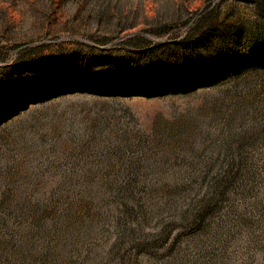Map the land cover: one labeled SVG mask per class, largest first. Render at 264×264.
I'll return each mask as SVG.
<instances>
[{
    "label": "rangeland",
    "instance_id": "rangeland-1",
    "mask_svg": "<svg viewBox=\"0 0 264 264\" xmlns=\"http://www.w3.org/2000/svg\"><path fill=\"white\" fill-rule=\"evenodd\" d=\"M262 34L264 0H0V264H264Z\"/></svg>",
    "mask_w": 264,
    "mask_h": 264
},
{
    "label": "trees",
    "instance_id": "trees-1",
    "mask_svg": "<svg viewBox=\"0 0 264 264\" xmlns=\"http://www.w3.org/2000/svg\"><path fill=\"white\" fill-rule=\"evenodd\" d=\"M256 39H258V41L259 42H262V43H264V34H262V35H256ZM206 46L207 45H205L204 46V50H202L203 51V53L205 54V55H207V53H209V54H211V55H214L216 52H217V50H216V46L213 48V49H211L209 52H207L206 53V51L207 50H205V48H206ZM198 54H199V52H198ZM183 64V65H186V62H185V60H183L182 61V59H180V58H178V59H175V61L173 62V65H179V64ZM109 64H111V61H109ZM114 66H116V68H118V67H122L123 69H132V68H135V67H145L146 65H148V64H137V63H131V60H126V61H122V60H118V61H116L114 64H113ZM142 65V66H141ZM149 67V66H148ZM120 68H118V70H119ZM147 69H149V68H147ZM110 83H111V81L110 80H104V84H103V90L105 91H107V90H109L110 88H109V85H110ZM141 85V87L144 85H146V84H140ZM101 89V88H100Z\"/></svg>",
    "mask_w": 264,
    "mask_h": 264
}]
</instances>
